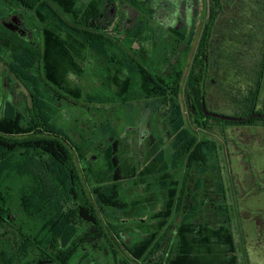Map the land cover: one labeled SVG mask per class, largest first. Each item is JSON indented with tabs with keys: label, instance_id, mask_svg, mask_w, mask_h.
Returning <instances> with one entry per match:
<instances>
[{
	"label": "trees",
	"instance_id": "1",
	"mask_svg": "<svg viewBox=\"0 0 264 264\" xmlns=\"http://www.w3.org/2000/svg\"><path fill=\"white\" fill-rule=\"evenodd\" d=\"M8 1L31 13L40 35L29 47L9 48V67L27 85L30 105L24 109L0 106V264H101L103 254L113 264H240L228 216L223 166L210 164L220 161L218 143L196 130L208 129L209 120L221 127L234 122L200 117L204 90L195 87L197 75L191 69L184 86L185 58L182 64L166 59L167 67L159 68L161 71L133 61L117 66L112 58L116 49L125 51L135 42L154 41L151 12L124 23L121 17L111 18L113 10L119 12V6L125 5L142 10L138 0ZM115 33L125 37L114 38ZM187 40L190 46V38ZM178 48L174 47L176 56ZM3 49L0 44V51ZM84 50L106 61L107 83L116 85V94L124 103L128 98L144 97L158 104V113L161 107L168 111L169 139H163L161 148L157 145L158 150H153L151 159L135 175L142 184L147 177H157L160 185V198H145L147 205L153 204L151 216L132 218L137 221V231L118 219L105 224L100 215L119 210L127 213L129 207L119 194L118 185L126 172L118 137L104 150L108 164L101 174L107 176L98 175L100 171L88 160L96 174L92 183L95 206L77 203L75 182L80 177L70 148L77 143L57 124L47 93L53 92L54 100L64 94L77 101L83 97L78 83L74 85L69 76L84 72ZM184 91L195 108L194 130L185 116ZM85 98L88 102L95 99L91 94ZM100 98L102 103L110 99ZM213 172L217 176L214 192L208 181ZM128 230L131 233L124 240L121 234ZM121 244L128 259L115 249Z\"/></svg>",
	"mask_w": 264,
	"mask_h": 264
},
{
	"label": "rangeland",
	"instance_id": "2",
	"mask_svg": "<svg viewBox=\"0 0 264 264\" xmlns=\"http://www.w3.org/2000/svg\"><path fill=\"white\" fill-rule=\"evenodd\" d=\"M138 1L142 8L147 6L144 5L146 0ZM150 1V12L152 14L150 15V25L156 31L155 35L152 34L155 36H153L155 42L147 39L140 42V45L150 55L148 65L153 63V66L151 65L153 68L155 67L154 65L157 66L154 69L164 70L167 67L165 64L166 59H169L173 64H177V56L174 54L177 49H174V47L180 45L177 51L179 56L183 45L188 46L187 42H184L180 35L175 32V29L182 20L187 27H190L191 0ZM185 3L186 5H184ZM119 7L121 11L122 7ZM124 8L126 10L124 20H129L132 17L131 10L128 7ZM22 12L25 13L24 16L21 15ZM37 24L38 22L27 10H23L20 6L17 8V5L14 2L12 3V1L0 0V44L4 45V49L0 51L1 108L6 105L24 109L27 105H30L28 103L29 90L27 85L9 67L10 53L12 52L9 48H15L17 45L19 49H24L31 46L34 39L39 38L40 35ZM183 31L189 34L188 28ZM152 35H150V38ZM175 40L181 42L176 43ZM21 42L23 44L26 43L24 47ZM133 45L126 48L138 47L139 43L135 42ZM153 46L154 50H151ZM5 47L10 50L9 53H6L7 48ZM172 53L173 56H171ZM86 54L87 58L83 61L84 72L80 74L72 72L69 76L74 85V82L78 83L83 97H80L79 101H77L75 97L64 94L65 97H59V99L56 98L54 100V97H52L53 92H51L47 93V100L57 124L64 128L72 140L77 143V147L70 146V148L73 164L80 177L75 182L76 190L79 193L78 204L95 206L92 193V183L96 176L94 170H99L100 174L98 175H102V177L107 176L101 174V170L106 169L105 167L108 164L104 150L108 145H112V140L118 137L117 139L122 147L126 172L125 179L118 185L119 194L123 200L128 202L129 207L127 208V213L119 210V212L110 211L109 216L102 213L100 215L104 219L105 224L110 220L118 219V222L125 221L124 226L131 228V231H137V221H133L132 218L148 219L151 216L152 212L149 208L150 205L153 208V204L147 205L145 198L148 200L149 196H155L151 201H154L157 197L160 198V185L157 183V177H147V182L142 184V182L139 183L135 175L151 159L154 154L153 150L157 145L159 149L162 147L163 139L165 137L169 139L167 133L168 124L165 120L167 109L161 107L159 109L160 113H158L156 111L158 104L153 103L154 100L145 99L144 97L140 99H134L136 97L128 98V102L124 103L116 94V85L107 83L106 76L109 71L105 67L106 61L102 58L98 59L90 52ZM184 57L186 60L188 58L189 65L190 53L189 56L184 54ZM186 60L185 64H187ZM189 69L188 66L183 79L184 86L186 85ZM37 78H40L39 74ZM40 86L43 89L47 87L42 79L40 80ZM216 93L217 89L211 87L209 89L210 99L207 101L209 108L216 113L240 116L246 114L251 107H255L258 111L264 113L263 99L257 100L254 106L246 100L239 104H232L227 102V100L217 103L214 102ZM86 94H91L95 99H91L88 102L87 98H85ZM101 96H109L110 99L102 103L103 101L100 100ZM182 104L188 125L194 130L195 125L192 123L194 110L189 100V95L185 91L182 93ZM257 123L264 125V119H258ZM228 124L236 126L238 123ZM263 127L261 126V128L253 132L245 133L244 136L228 130L226 133V147L224 146L223 149L218 148L220 159L224 165L223 174L229 206L228 216L231 219L240 264H264ZM199 134L205 135L201 130ZM218 138V133H215V139L219 141ZM96 145L99 146L95 148L97 151L94 150ZM158 149L156 148V150ZM88 160L90 164V160L93 161L95 169L94 167L91 168ZM90 169L94 170L91 172ZM132 173H134V177ZM182 175L183 171L181 179ZM88 177L90 181L87 180ZM132 202H135V204L133 205ZM130 204H132L131 207ZM139 212L140 216L138 215ZM128 231V234L126 232L121 234L124 240L129 238L131 231ZM116 240L120 242L118 238ZM122 246L121 248L115 246V249L119 256H124L128 259V253ZM106 256L104 254L101 255L99 263L113 264L112 260ZM95 263L90 262V264Z\"/></svg>",
	"mask_w": 264,
	"mask_h": 264
},
{
	"label": "flooded vegetation",
	"instance_id": "3",
	"mask_svg": "<svg viewBox=\"0 0 264 264\" xmlns=\"http://www.w3.org/2000/svg\"><path fill=\"white\" fill-rule=\"evenodd\" d=\"M144 5L147 6L142 10L129 5L122 6L121 12H118L117 9L113 10L111 18L119 20L121 17L123 22L126 23L128 20H124L126 11L124 7L131 10V18L135 20L143 13L148 16L151 1L146 0ZM191 7L190 27H187L182 20L176 28V33L181 38L185 37L182 38L184 42L188 41V37L191 42L188 48L183 43L185 47L183 45L181 54L177 55V62L182 64L185 58L184 54L188 50L186 52L187 56L190 53L188 66L197 75L195 77V87L204 90L201 92L202 114H200V117L204 120L212 118V116L206 115L203 110L204 97L207 111L214 112L207 105V101L210 99L209 89L211 87L217 89L214 96V102L217 103L227 100L232 104H239L246 100L254 106L257 100H264V0H191ZM184 19L187 20L186 17ZM187 28L189 34L183 31ZM112 36L117 39L125 37L124 34L119 33L112 34ZM86 53L87 50H84L83 61L87 58ZM95 57L100 58L97 55ZM112 58L117 66L133 61V63L145 64L146 67L148 61L150 62V55L146 53L140 43L138 47L127 48L125 51L116 49ZM186 62L188 64V58ZM154 66V68L157 67ZM193 110L195 111V108ZM253 113L264 114L255 107H251L246 114L240 116H248ZM258 119L264 118L255 116L246 121H232L238 124L236 126L226 124L223 127L215 126L216 124L209 120L208 129L201 130L197 128L196 130L199 133L200 130L205 133L206 138L216 140L218 148L223 149L224 146L226 147V133L228 130L244 136L245 133L253 132L264 126L257 123ZM215 133H218L219 141L215 139ZM210 164L214 167L224 166L221 159L219 162L211 160ZM211 177L214 180L211 178L208 181L209 185H212L211 191L214 192L215 177H217L215 172ZM222 177L226 187L223 172Z\"/></svg>",
	"mask_w": 264,
	"mask_h": 264
},
{
	"label": "water",
	"instance_id": "4",
	"mask_svg": "<svg viewBox=\"0 0 264 264\" xmlns=\"http://www.w3.org/2000/svg\"><path fill=\"white\" fill-rule=\"evenodd\" d=\"M203 110L206 113V115H210L212 117H215V118H218L221 120H227V121H246V120H249L255 116L264 118V114H258V113H253V114L248 115V116H230V115L220 114V113H216V112H209V111H207L204 97H203Z\"/></svg>",
	"mask_w": 264,
	"mask_h": 264
},
{
	"label": "crops",
	"instance_id": "5",
	"mask_svg": "<svg viewBox=\"0 0 264 264\" xmlns=\"http://www.w3.org/2000/svg\"><path fill=\"white\" fill-rule=\"evenodd\" d=\"M223 168H224V166H223ZM223 172V171H222Z\"/></svg>",
	"mask_w": 264,
	"mask_h": 264
}]
</instances>
